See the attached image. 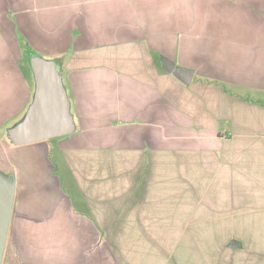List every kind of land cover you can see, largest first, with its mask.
I'll return each mask as SVG.
<instances>
[{"label":"crops","instance_id":"obj_1","mask_svg":"<svg viewBox=\"0 0 264 264\" xmlns=\"http://www.w3.org/2000/svg\"><path fill=\"white\" fill-rule=\"evenodd\" d=\"M32 54L59 63L75 130L11 147L37 176L20 165L3 264H120L104 234L109 163L137 167L117 196L138 209L173 143L199 187L211 177L215 207L227 199L228 229L264 246V0H0V119L34 100Z\"/></svg>","mask_w":264,"mask_h":264},{"label":"rangeland","instance_id":"obj_2","mask_svg":"<svg viewBox=\"0 0 264 264\" xmlns=\"http://www.w3.org/2000/svg\"><path fill=\"white\" fill-rule=\"evenodd\" d=\"M24 117L0 119V179L10 180L16 186L22 164L25 172H30L34 179L37 176L36 168L26 161L22 163L18 148L10 151L14 143L8 129ZM172 145L175 149L170 165L167 157L166 161L158 158L163 153L157 152L156 165L148 172L150 198L141 199L138 209L123 208L117 196L122 190H132L133 184L128 180H132V171L137 167L121 168L116 165V158L109 163L107 226L114 229L104 234L120 264H264V246L259 245L260 241L249 240L242 230L228 229L227 199H220L219 208L215 207L219 199H214L207 188L211 177H202L209 182L203 181L204 188L199 187L201 177L198 179L196 168L183 166L179 144ZM9 152L14 163L9 161ZM124 201V206H128ZM42 223L46 221L39 218V239L46 233ZM232 238L242 240L246 246L230 247Z\"/></svg>","mask_w":264,"mask_h":264},{"label":"water","instance_id":"obj_3","mask_svg":"<svg viewBox=\"0 0 264 264\" xmlns=\"http://www.w3.org/2000/svg\"><path fill=\"white\" fill-rule=\"evenodd\" d=\"M162 61L164 69L173 73L181 82H191L195 73L193 69L176 64L166 57H162ZM30 63L36 81L35 95L24 119L8 129V136L14 145L64 136L75 130L59 63L39 54H32ZM15 199L16 185L10 180L0 179V264L4 262ZM229 245L239 247L241 243L234 239Z\"/></svg>","mask_w":264,"mask_h":264}]
</instances>
